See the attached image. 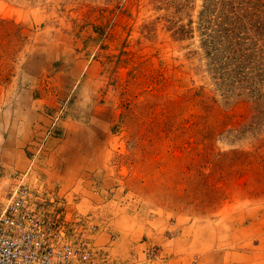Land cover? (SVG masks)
I'll use <instances>...</instances> for the list:
<instances>
[{
    "label": "rangeland",
    "instance_id": "rangeland-1",
    "mask_svg": "<svg viewBox=\"0 0 264 264\" xmlns=\"http://www.w3.org/2000/svg\"><path fill=\"white\" fill-rule=\"evenodd\" d=\"M0 150L100 264H264V0H0Z\"/></svg>",
    "mask_w": 264,
    "mask_h": 264
},
{
    "label": "built area",
    "instance_id": "built-area-1",
    "mask_svg": "<svg viewBox=\"0 0 264 264\" xmlns=\"http://www.w3.org/2000/svg\"><path fill=\"white\" fill-rule=\"evenodd\" d=\"M3 163L0 150V264H100L90 218L73 217L66 198L34 186L31 167L10 183Z\"/></svg>",
    "mask_w": 264,
    "mask_h": 264
},
{
    "label": "crops",
    "instance_id": "crops-1",
    "mask_svg": "<svg viewBox=\"0 0 264 264\" xmlns=\"http://www.w3.org/2000/svg\"><path fill=\"white\" fill-rule=\"evenodd\" d=\"M43 94H45L46 95V99H49V98H51V96L53 95V90H51V89H49L48 91L47 90H44V92H42ZM58 131H63V130H58ZM108 139L106 138L105 140L103 139V140H100L101 142H105V141H107ZM56 152L55 151H48L47 152V155L48 156H51V155H53V154H55Z\"/></svg>",
    "mask_w": 264,
    "mask_h": 264
}]
</instances>
